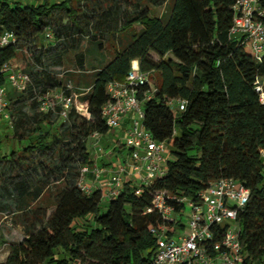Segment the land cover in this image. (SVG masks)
Returning a JSON list of instances; mask_svg holds the SVG:
<instances>
[{
	"label": "trees",
	"instance_id": "trees-1",
	"mask_svg": "<svg viewBox=\"0 0 264 264\" xmlns=\"http://www.w3.org/2000/svg\"><path fill=\"white\" fill-rule=\"evenodd\" d=\"M168 1L1 0L0 33L13 31L17 41L0 47V70L13 65L20 51L27 60L21 70L32 84L26 91H7L14 134L29 138L0 155V212L15 206L24 232L22 240L9 243L0 264H151L157 250L151 229L164 223L157 211L147 212L154 194L195 200L221 177L250 191L239 215L241 264H264V103L256 90L264 78V56L257 60L231 35L237 0H173L167 20L151 14L150 6ZM86 41L95 52L104 50V42L114 48L108 59L101 53L105 58L90 71L86 113L74 102L66 118L60 107L41 112L36 95L71 93L66 85L73 83L62 78L71 52L77 71L89 72ZM135 60L142 71L159 73L142 122L156 140L171 144L172 159L140 194L132 180L111 198L99 186L86 193L78 180L81 168L95 163L92 135L112 131L102 115L111 98L108 84L123 82ZM178 98L187 101L184 110L169 103ZM116 149L125 150V143L118 141ZM103 198L108 202L102 208ZM168 202L184 227L186 205Z\"/></svg>",
	"mask_w": 264,
	"mask_h": 264
},
{
	"label": "built area",
	"instance_id": "built-area-1",
	"mask_svg": "<svg viewBox=\"0 0 264 264\" xmlns=\"http://www.w3.org/2000/svg\"><path fill=\"white\" fill-rule=\"evenodd\" d=\"M262 1L264 0H237L230 30L231 35L237 37L257 60L264 56ZM48 36L51 37L50 34ZM16 41L17 36L13 31L5 30L0 33V47ZM31 84V77L25 71L14 68L13 65H4L1 68L0 115L10 123L7 86L18 91H26ZM146 85H150L148 73L140 69L137 60L132 62L123 82L113 81L108 84L111 98L103 106L102 115L111 129H120L129 120L124 139L129 149L127 163L112 162L109 166L103 167L95 161L92 166H83L78 186L84 192L90 193L93 189L87 180L89 174L93 176L94 181L105 179L102 188H105L107 198L119 194L123 182L129 175L133 176V181L137 184L136 194H140L143 185H150L156 178L165 174L167 169L165 161L170 143L156 140L142 122L144 102L151 98L156 90L150 85L149 89L141 91ZM66 89L71 93L67 94L63 89H58L36 95L39 110L48 113L57 111L60 107L59 115L66 118L72 108L77 87L69 83ZM256 90L260 94V101L264 103V85L260 79L256 81ZM169 103L177 104L180 110H184L187 101L178 98L169 99ZM101 137L100 133L92 135L93 148L100 156H107L108 152L104 151L99 142ZM249 197L250 191L242 182L228 177L212 181L195 200L172 195L166 191L156 192L152 206L147 212L157 211L164 223L151 229L157 238V250L151 264H241L243 253L239 215ZM169 199L186 205V209L182 210L183 213H187L186 226L180 225V217L175 206L168 202ZM1 250L0 247V253ZM71 264L86 263L74 260Z\"/></svg>",
	"mask_w": 264,
	"mask_h": 264
},
{
	"label": "rangeland",
	"instance_id": "rangeland-1",
	"mask_svg": "<svg viewBox=\"0 0 264 264\" xmlns=\"http://www.w3.org/2000/svg\"><path fill=\"white\" fill-rule=\"evenodd\" d=\"M21 1L23 5L32 2V0H21ZM36 1H41V0H36ZM172 4H173V0H169L162 7L150 6L151 14L156 15V16H161L164 18V20H167L170 14ZM103 46H104L103 47L104 50L102 52H98V51L95 52V49H96L95 45L89 43L88 41L84 43L82 50H84L87 53V56H88L87 60L90 61L87 64L86 71H92L93 66L98 64V62L100 61V56H101L99 53H102L104 56H107L106 58H109L112 55L113 49H114L112 44L110 42H104ZM25 61L27 60L24 57V53L18 51L17 58L15 59V62L13 64L14 68L23 69ZM76 66L77 65H76L74 52H71L67 57L66 65L64 67L65 73L62 75V78L64 79V83L70 80L73 83V85H76L77 87H81V89L75 93L74 104L77 106L78 110L81 113L85 114L86 106H85V101L83 98H84V95L89 91L88 85L90 83V77H89L90 72H84V73L79 72L77 71L78 69ZM148 80H149V83L152 89L155 90L160 81V76H159L158 71H152L148 73ZM260 81L264 85V78L260 79ZM5 144L6 142L2 141V144L0 142V151L4 150V148L6 147ZM108 147L109 146H107V148ZM171 147H172L171 144H169V151L171 150ZM92 150H93V146H92ZM166 158L172 159V155L168 153ZM47 197H48V194H46L45 198L41 202L45 201ZM107 202H108L107 198H103L101 202L102 208L107 205ZM15 210H16L15 206L12 205L8 213L0 212V247L2 249L0 253V261H4L6 259L10 242L20 241L24 238L23 226L20 221L19 212H16ZM89 217H91V215H89L87 218ZM182 220L186 226L188 223V217H187L186 212L182 215ZM183 231L185 232L186 228ZM4 243L6 245H3Z\"/></svg>",
	"mask_w": 264,
	"mask_h": 264
},
{
	"label": "crops",
	"instance_id": "crops-1",
	"mask_svg": "<svg viewBox=\"0 0 264 264\" xmlns=\"http://www.w3.org/2000/svg\"><path fill=\"white\" fill-rule=\"evenodd\" d=\"M100 60L102 58H105L101 53H99ZM107 57V56H106ZM108 59V58H106ZM90 61L87 60L88 64ZM93 71V70H92ZM90 72V71H89ZM13 88L10 86H7V91H11ZM7 95V93H6ZM8 100V99H7ZM9 102L10 108L12 107V102ZM9 108V109H10ZM9 111V110H8ZM25 111L29 113L30 115L33 114L32 109H30V106H27L25 108ZM129 127V120H127L123 127L120 129H112V131L107 134V135H102L100 139V144L103 145H109L110 148L107 151L109 155L107 156H100L98 152L95 151L93 148L92 153L94 160L101 166L106 167L109 166L112 162H117V163H124L126 164V159L128 157V151L129 149L126 147V149L123 151H120L116 149V146L118 145V141L124 142L125 135H126V130ZM29 136H25L23 139H20L18 136L14 134V125L10 123L8 119H6L4 116L0 115V142L2 144L3 142H6L4 150L0 151V155H6L11 153L13 150H18L20 147L24 144L27 143ZM94 141V139H93ZM109 157V158H108ZM87 180L93 187H101L102 188V182H104V178L101 179L100 181H94L93 176L91 174L88 175ZM132 180L133 181V176L129 175V177H126V181ZM105 196H106V190L102 188ZM8 254V252H7Z\"/></svg>",
	"mask_w": 264,
	"mask_h": 264
}]
</instances>
